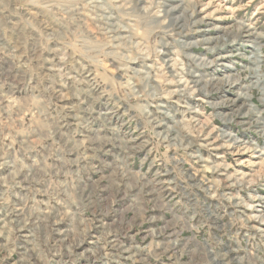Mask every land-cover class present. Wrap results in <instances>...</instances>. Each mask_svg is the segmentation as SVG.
<instances>
[{"label":"rangeland","instance_id":"1","mask_svg":"<svg viewBox=\"0 0 264 264\" xmlns=\"http://www.w3.org/2000/svg\"><path fill=\"white\" fill-rule=\"evenodd\" d=\"M0 264H264V0H0Z\"/></svg>","mask_w":264,"mask_h":264}]
</instances>
